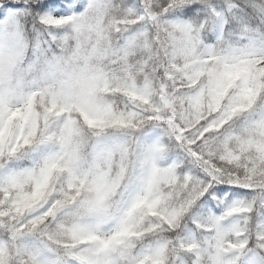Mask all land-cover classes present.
Instances as JSON below:
<instances>
[{
    "label": "snow or ice",
    "instance_id": "snow-or-ice-1",
    "mask_svg": "<svg viewBox=\"0 0 264 264\" xmlns=\"http://www.w3.org/2000/svg\"><path fill=\"white\" fill-rule=\"evenodd\" d=\"M0 264H264V0H0Z\"/></svg>",
    "mask_w": 264,
    "mask_h": 264
}]
</instances>
